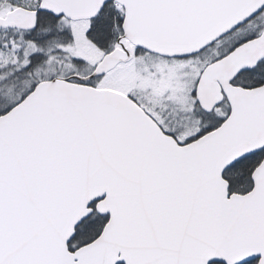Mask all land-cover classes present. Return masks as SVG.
Wrapping results in <instances>:
<instances>
[{"label":"snow or ice","instance_id":"1","mask_svg":"<svg viewBox=\"0 0 264 264\" xmlns=\"http://www.w3.org/2000/svg\"><path fill=\"white\" fill-rule=\"evenodd\" d=\"M0 264H264V0H0Z\"/></svg>","mask_w":264,"mask_h":264}]
</instances>
